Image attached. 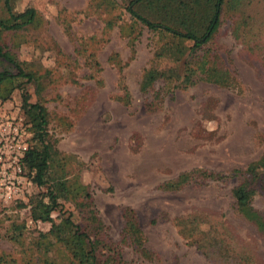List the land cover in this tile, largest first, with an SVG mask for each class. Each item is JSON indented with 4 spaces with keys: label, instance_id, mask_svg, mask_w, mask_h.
<instances>
[{
    "label": "rangeland",
    "instance_id": "obj_1",
    "mask_svg": "<svg viewBox=\"0 0 264 264\" xmlns=\"http://www.w3.org/2000/svg\"><path fill=\"white\" fill-rule=\"evenodd\" d=\"M111 1L115 7L107 12L89 10L88 0H14V11L32 8L41 25L5 35L3 42L40 77L21 83L5 99L0 91V102L18 108L29 127L22 94L44 107L47 139L57 153L48 176L64 180L66 190L53 204L24 166L27 192L0 205V254L15 264L45 262L35 243L49 223L32 221L30 210L41 202L52 220L70 214L82 227L89 208L82 190L75 191L81 186L100 223L102 248L114 252L113 263L264 264V242L236 213L230 196L242 179L231 173L264 151V0H246L235 11L223 8L216 33L198 52L231 71L235 89L201 82L172 92L160 82L139 91L157 37L138 28L133 48L128 46L122 31L129 23L122 13L128 0ZM106 20L114 24L109 29ZM123 87L127 104L119 100ZM193 169L225 178L162 189ZM254 188L252 206L264 214V184ZM126 209L135 214L151 263L142 261L125 238ZM187 215L205 216L226 252L206 258L186 244L173 221Z\"/></svg>",
    "mask_w": 264,
    "mask_h": 264
},
{
    "label": "trees",
    "instance_id": "obj_2",
    "mask_svg": "<svg viewBox=\"0 0 264 264\" xmlns=\"http://www.w3.org/2000/svg\"><path fill=\"white\" fill-rule=\"evenodd\" d=\"M244 1L246 0L126 1L122 13L128 17L129 23L122 31L127 33L128 46L133 48L136 37L141 33L138 28L146 29L157 37L150 64L141 76L139 91L145 92L157 82L162 84V89L166 92L201 82L235 89L236 79L233 73L215 62H209L205 54L198 52L216 33L223 8L235 11ZM13 3L14 0H0V91L5 94L2 99H5L11 90L20 89L21 83L37 82L40 77L31 70L29 63L19 61L11 48L3 42L5 35L15 36L19 32L36 29L41 25L40 17L32 8L16 12L13 10ZM114 7L115 4L111 0H88L89 10L104 9L111 12ZM113 25L110 20H106L104 27L109 29ZM232 34L236 37L235 29ZM114 63L118 71H121L119 62ZM122 90L123 96L119 100L127 104L128 94L125 87ZM21 104L30 124L31 140L34 143L23 164L28 172L33 173L34 185L46 187L47 195L54 204L66 188L64 180H51L48 176L57 153L47 139L46 111L37 103H28V97L24 93L21 96ZM237 174H241L242 179L230 190L236 213L255 228L264 242V214L252 206L254 187L264 184V151L258 159L248 163L244 170L231 173L232 176ZM224 178L225 176L217 173L193 169L180 173L174 180L163 184L162 189L177 191L199 182H214ZM80 187L76 186L75 191L82 190L85 207L89 208L88 224L82 227L71 220L70 214L58 218L57 221L52 220L49 217L50 210L41 202H37L30 210L32 221L49 223V229L43 234H38L35 243L40 256L46 259L42 264H116L109 258L114 252H106L102 248L103 240L97 230L100 223L92 215L91 198L84 188ZM122 216L126 227V240L142 261L151 263L134 212L126 209ZM204 217L187 215L185 218L175 219L173 225L185 243L193 246L204 257L209 258L210 253L219 250L226 252V248L221 247L223 242L216 237L214 229ZM0 264L15 263L7 255L0 254Z\"/></svg>",
    "mask_w": 264,
    "mask_h": 264
},
{
    "label": "built area",
    "instance_id": "obj_3",
    "mask_svg": "<svg viewBox=\"0 0 264 264\" xmlns=\"http://www.w3.org/2000/svg\"><path fill=\"white\" fill-rule=\"evenodd\" d=\"M23 114L0 102V205L20 200L30 185L23 160L31 148V132Z\"/></svg>",
    "mask_w": 264,
    "mask_h": 264
}]
</instances>
